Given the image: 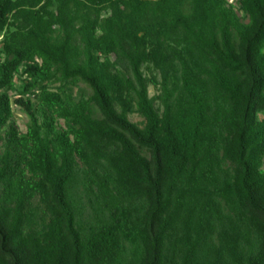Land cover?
<instances>
[{"label":"trees","instance_id":"trees-1","mask_svg":"<svg viewBox=\"0 0 264 264\" xmlns=\"http://www.w3.org/2000/svg\"><path fill=\"white\" fill-rule=\"evenodd\" d=\"M261 114L264 0H0V264H264Z\"/></svg>","mask_w":264,"mask_h":264},{"label":"rangeland","instance_id":"rangeland-1","mask_svg":"<svg viewBox=\"0 0 264 264\" xmlns=\"http://www.w3.org/2000/svg\"><path fill=\"white\" fill-rule=\"evenodd\" d=\"M233 1L234 0H229V2H233ZM240 15H242V14L240 13ZM16 81L18 84V88H22V86L24 85L23 78L21 79L20 77L17 76ZM57 85H59V84H57ZM80 87L85 88V85L80 84ZM77 91H78V88H75L74 93L77 94ZM155 93H156V90L151 86L150 87V95L152 96ZM11 97H12L11 99L13 101L12 108H13V113H14V116L11 120V123H14L20 132H26L28 124H29V119H28L27 115L25 114V112L22 110V108H20L18 105H16L14 103L15 99L18 97L16 95V93H11ZM261 117L263 118L264 114H261ZM130 118L133 122H137L140 124L143 121V119L137 114L131 115ZM5 129H7V127Z\"/></svg>","mask_w":264,"mask_h":264}]
</instances>
